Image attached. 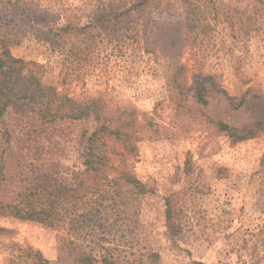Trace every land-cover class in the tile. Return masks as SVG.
<instances>
[{
  "label": "trees",
  "instance_id": "trees-1",
  "mask_svg": "<svg viewBox=\"0 0 264 264\" xmlns=\"http://www.w3.org/2000/svg\"><path fill=\"white\" fill-rule=\"evenodd\" d=\"M28 1L0 0V217L65 231L54 264H157L159 254L139 242V199L149 191L128 161L136 157L138 142L171 137L169 129L149 123L153 119L134 108H111L100 98L76 101L61 95L46 82L45 65L11 53L33 31L36 41L46 44L58 60L63 83L70 75L79 77L109 41L119 50L136 42L140 30L134 26L135 14L153 0H94L98 11L86 23L74 17L54 24L44 22V15L30 17ZM179 2L186 47L218 27L231 31L233 40L245 41L264 25L263 0L243 7L226 2L220 8L213 0ZM187 73L178 61L166 74L168 102L179 127L185 116L193 115L190 100L205 108L210 96L220 94L228 110L250 106L256 117L242 130L210 121L217 133L235 143L264 131L263 96L251 87L231 96L217 83L216 74L199 70L188 79ZM198 112V118L208 119ZM75 122L82 124L75 137L80 168L63 164V143L72 138L67 139L69 134L61 126ZM113 156L118 158L117 167ZM260 170L264 171V153ZM165 207L169 220L168 200ZM9 233L0 227V236ZM8 264L50 263L28 247L17 248Z\"/></svg>",
  "mask_w": 264,
  "mask_h": 264
},
{
  "label": "rangeland",
  "instance_id": "rangeland-1",
  "mask_svg": "<svg viewBox=\"0 0 264 264\" xmlns=\"http://www.w3.org/2000/svg\"><path fill=\"white\" fill-rule=\"evenodd\" d=\"M250 1L213 3L216 8L226 2L243 7ZM97 11L94 0L28 1V15H44L48 24L74 17L86 23ZM135 17L134 26L140 30L136 42L119 50L109 41L79 77L70 75L63 83L58 60L46 44L36 41L33 31L11 53L45 65L46 82L61 95L76 101L100 98L111 108H134L153 119L149 123L169 129L171 137L138 142L136 157L128 161L149 191L139 199V242L159 254L157 264H264V171L260 170L264 131L234 143L210 124L222 121L242 130L256 117L254 110L249 106L230 111L216 94L205 108L190 100L193 115L185 116L179 127L166 89V74L179 61L186 66L188 79L202 70L216 74L217 83L231 96L251 87L264 97V25L245 41L233 40L231 31L218 27L186 47L179 0H153ZM198 111L208 119L198 118ZM61 128L69 134L68 140L72 138L63 143V164L80 168L75 137L82 124ZM113 148L119 150L117 145ZM112 161L117 167L118 158L113 156ZM166 200L172 212L169 220ZM0 227L10 231L0 236V264H8L17 248L28 247L54 264L67 237L65 231L9 217H0Z\"/></svg>",
  "mask_w": 264,
  "mask_h": 264
}]
</instances>
